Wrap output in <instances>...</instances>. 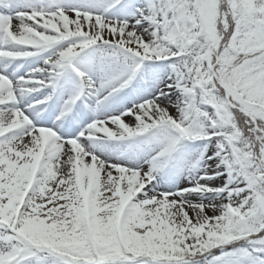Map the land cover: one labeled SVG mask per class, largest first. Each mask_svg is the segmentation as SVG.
Segmentation results:
<instances>
[{
	"label": "snow or ice",
	"instance_id": "1",
	"mask_svg": "<svg viewBox=\"0 0 264 264\" xmlns=\"http://www.w3.org/2000/svg\"><path fill=\"white\" fill-rule=\"evenodd\" d=\"M0 264H264V0H0Z\"/></svg>",
	"mask_w": 264,
	"mask_h": 264
},
{
	"label": "bare ground",
	"instance_id": "2",
	"mask_svg": "<svg viewBox=\"0 0 264 264\" xmlns=\"http://www.w3.org/2000/svg\"><path fill=\"white\" fill-rule=\"evenodd\" d=\"M190 215H191V213H190Z\"/></svg>",
	"mask_w": 264,
	"mask_h": 264
},
{
	"label": "rangeland",
	"instance_id": "3",
	"mask_svg": "<svg viewBox=\"0 0 264 264\" xmlns=\"http://www.w3.org/2000/svg\"><path fill=\"white\" fill-rule=\"evenodd\" d=\"M209 214H211V213H209Z\"/></svg>",
	"mask_w": 264,
	"mask_h": 264
}]
</instances>
